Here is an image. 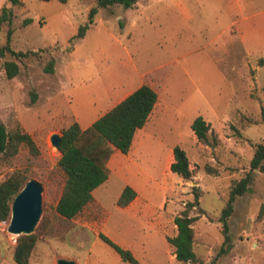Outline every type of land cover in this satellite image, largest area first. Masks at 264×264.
I'll return each instance as SVG.
<instances>
[{
  "label": "rangeland",
  "instance_id": "1",
  "mask_svg": "<svg viewBox=\"0 0 264 264\" xmlns=\"http://www.w3.org/2000/svg\"><path fill=\"white\" fill-rule=\"evenodd\" d=\"M97 0H0L14 11L11 44L23 58L0 56V120L31 133L39 155L26 146L0 154V181L20 169L43 184V211L33 233L27 264H133L103 241V232L131 249L139 264H212L223 240L220 214L232 184L250 169L264 142V0H138L134 7L99 8L95 23L74 39ZM28 19H32L30 22ZM2 25L0 44L7 41ZM16 60L10 78L4 63ZM54 59L52 69L49 62ZM143 83L158 102L136 132L128 153L113 152L109 178L76 217L56 209L64 185L60 150L51 136L78 121L83 128ZM211 124L218 143L198 140L192 122ZM186 150L194 176L170 169L174 148ZM213 167L208 172L206 166ZM27 180V181H28ZM137 190L118 205L126 185ZM202 190L194 222L199 262L176 259L168 242L177 234L175 216ZM0 218V264H18V238ZM232 249L217 264H264V172L256 170L249 191L235 201L229 219Z\"/></svg>",
  "mask_w": 264,
  "mask_h": 264
},
{
  "label": "trees",
  "instance_id": "2",
  "mask_svg": "<svg viewBox=\"0 0 264 264\" xmlns=\"http://www.w3.org/2000/svg\"><path fill=\"white\" fill-rule=\"evenodd\" d=\"M18 2L19 0H11ZM138 0H97L88 13V20L81 24L74 39L85 35L86 30L95 23L99 8H106L115 4L125 7H134ZM29 22L32 19H28ZM14 11L12 7L4 5L0 12V31L2 25H7V41L0 44V56L11 54L17 58L26 57L29 51L16 50L11 41L14 33ZM54 59L49 62L48 69H52ZM6 72L10 78L20 71V65L16 60H6L4 63ZM159 99L158 91L148 83H143L130 92L111 109L98 117L91 125L83 128L78 121L72 122L61 133V157L59 168L64 174V185L58 199L57 212L67 218L76 217L93 200L94 190L103 184L110 174L108 161L115 149L128 153L133 144L136 132L148 121ZM264 114V113H263ZM192 129L198 140L202 143L214 145L219 139L211 124L202 115H198L192 122ZM22 146H26L31 154L39 155L40 150L31 133L20 125L14 129H8L0 120V154L6 158L15 156ZM170 169L180 177L189 181L194 176V169L190 166V160L185 149L180 146L174 148V158ZM208 172H214L213 167L207 165ZM259 170L264 172V142L257 144L254 155L250 161V169L240 179L236 180L229 191L228 200L220 214L223 243L212 260L216 259L232 249V237L230 235L229 219L235 209L237 198L249 191L253 182V173ZM28 180L23 170L13 171L7 178L0 181V218L8 219L11 215V204L15 195L22 189ZM193 200L185 204V208L175 216L177 234L169 236L168 242L175 247L176 259L183 263L199 262L194 250L195 229L194 222L200 213L191 214V210L201 207L202 190L199 185L192 186ZM137 196V190L131 185H126L119 198L118 205L127 206ZM203 212V211H202ZM100 238L116 250L121 258L133 264H139L138 258L131 249L116 243L107 234L100 232ZM34 234L21 235L15 247L14 258L18 264H27L36 244Z\"/></svg>",
  "mask_w": 264,
  "mask_h": 264
},
{
  "label": "water",
  "instance_id": "3",
  "mask_svg": "<svg viewBox=\"0 0 264 264\" xmlns=\"http://www.w3.org/2000/svg\"><path fill=\"white\" fill-rule=\"evenodd\" d=\"M53 144L59 149L61 135L51 136ZM43 184L37 179L26 181L22 189L15 195L11 204V220L8 230L14 234L33 233L43 211ZM57 264H77L73 259L59 258Z\"/></svg>",
  "mask_w": 264,
  "mask_h": 264
},
{
  "label": "crops",
  "instance_id": "4",
  "mask_svg": "<svg viewBox=\"0 0 264 264\" xmlns=\"http://www.w3.org/2000/svg\"><path fill=\"white\" fill-rule=\"evenodd\" d=\"M116 150H119V149H115L114 151H116ZM173 158H174V155H173ZM173 161V160H172Z\"/></svg>",
  "mask_w": 264,
  "mask_h": 264
}]
</instances>
